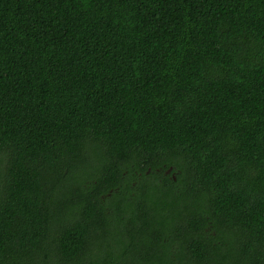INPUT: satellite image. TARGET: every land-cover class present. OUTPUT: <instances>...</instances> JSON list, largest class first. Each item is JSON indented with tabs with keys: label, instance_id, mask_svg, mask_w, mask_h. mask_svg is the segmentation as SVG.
Here are the masks:
<instances>
[{
	"label": "trees",
	"instance_id": "obj_1",
	"mask_svg": "<svg viewBox=\"0 0 264 264\" xmlns=\"http://www.w3.org/2000/svg\"><path fill=\"white\" fill-rule=\"evenodd\" d=\"M0 264H264V0H0Z\"/></svg>",
	"mask_w": 264,
	"mask_h": 264
}]
</instances>
